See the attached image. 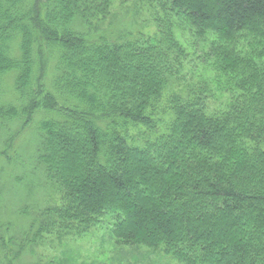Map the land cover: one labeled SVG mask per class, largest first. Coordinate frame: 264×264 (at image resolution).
<instances>
[{
	"label": "trees",
	"instance_id": "16d2710c",
	"mask_svg": "<svg viewBox=\"0 0 264 264\" xmlns=\"http://www.w3.org/2000/svg\"><path fill=\"white\" fill-rule=\"evenodd\" d=\"M114 2L0 0V264H264V0Z\"/></svg>",
	"mask_w": 264,
	"mask_h": 264
},
{
	"label": "rangeland",
	"instance_id": "374dc122",
	"mask_svg": "<svg viewBox=\"0 0 264 264\" xmlns=\"http://www.w3.org/2000/svg\"><path fill=\"white\" fill-rule=\"evenodd\" d=\"M121 3L122 0H115L113 11H120ZM147 23H150L149 19ZM100 222L52 244L56 252L46 253L50 254L49 257L55 253L57 259H54L55 263L46 264H177L164 254L162 248L118 244L110 236L109 221L102 218Z\"/></svg>",
	"mask_w": 264,
	"mask_h": 264
}]
</instances>
